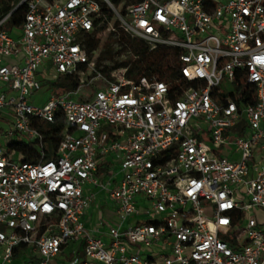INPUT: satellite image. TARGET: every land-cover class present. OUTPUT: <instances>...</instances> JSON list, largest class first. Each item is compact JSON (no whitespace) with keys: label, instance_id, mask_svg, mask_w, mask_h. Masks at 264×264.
Listing matches in <instances>:
<instances>
[{"label":"built area","instance_id":"built-area-1","mask_svg":"<svg viewBox=\"0 0 264 264\" xmlns=\"http://www.w3.org/2000/svg\"><path fill=\"white\" fill-rule=\"evenodd\" d=\"M112 19L151 49L179 50L178 89L101 72L85 39L115 31ZM61 76L81 85L30 103ZM84 78L102 85L70 99ZM1 115L0 264H264V0H138L125 15L109 0L11 3ZM58 119L53 148L32 122ZM100 192L109 203L94 217Z\"/></svg>","mask_w":264,"mask_h":264},{"label":"trees","instance_id":"trees-1","mask_svg":"<svg viewBox=\"0 0 264 264\" xmlns=\"http://www.w3.org/2000/svg\"><path fill=\"white\" fill-rule=\"evenodd\" d=\"M21 0H0V12L2 14L7 13L11 9V3L17 4ZM121 15H125L126 7L138 0H125L124 4L120 5L122 0H109ZM26 10V4L20 5V7L11 15L7 22V26L19 25L23 19ZM113 15L110 13L109 19ZM113 27L115 31L108 32L113 36V42L120 46V49L116 52L117 55L122 53L126 56L119 62H114L113 66H105L101 69L105 75H108V71L116 68H127V77H155L158 80L164 81L171 91L178 89V75L174 73L178 68V54L177 48H170L165 46H158L151 49L149 45L137 37H132L130 34L124 32L120 27L117 20L113 21ZM100 30L97 34L86 35L85 45L89 52L97 53V49L101 46V38L98 34L102 33ZM99 54L96 55L97 66L105 59H113V53L110 47V43H106L103 46ZM56 89L61 93L74 92L81 85L79 79L70 76H61L54 82ZM32 126L39 129L43 134L44 140L53 148H56L60 139L61 131L63 129V120L58 119L55 123L50 124L42 120H36L32 122ZM9 147H15L21 154H23V161L36 162L39 159V153L34 148L29 147L22 141H15L9 144ZM10 152L11 150H6ZM56 150H46L44 158L48 159L52 157ZM103 164L99 166L102 169Z\"/></svg>","mask_w":264,"mask_h":264},{"label":"rangeland","instance_id":"rangeland-1","mask_svg":"<svg viewBox=\"0 0 264 264\" xmlns=\"http://www.w3.org/2000/svg\"><path fill=\"white\" fill-rule=\"evenodd\" d=\"M114 21V19H112ZM101 38V46L97 49V54L102 51L104 48V44L110 43V47L113 53V59H105L100 63V66L103 68L105 66L111 67L113 66L114 62L121 61L126 54L122 53L121 55H117V51L120 49V46L113 42V36L109 34L108 32L100 33L98 34ZM84 81L88 86H84L81 88V90L78 93H75L71 96H69L70 99L79 101V100H86L93 97V90L97 89L99 86H101V82L98 80H89L84 78ZM61 92L56 89V86L54 85V82H43L41 85V89L37 91L33 96L30 97V103L34 105L41 106L43 105L48 98L51 95L60 94ZM3 116H0V132L3 133L7 129V122L2 118ZM224 150V147H221L218 149V152L222 153ZM105 200L108 202L107 195L105 196ZM78 257L80 260L84 259V253L83 251L78 252Z\"/></svg>","mask_w":264,"mask_h":264},{"label":"crops","instance_id":"crops-1","mask_svg":"<svg viewBox=\"0 0 264 264\" xmlns=\"http://www.w3.org/2000/svg\"><path fill=\"white\" fill-rule=\"evenodd\" d=\"M43 82H50V81H42ZM106 193L100 192L97 197L93 200L92 208H91V215L95 217V212L100 211L104 212L105 208L107 207L108 203L105 200Z\"/></svg>","mask_w":264,"mask_h":264}]
</instances>
